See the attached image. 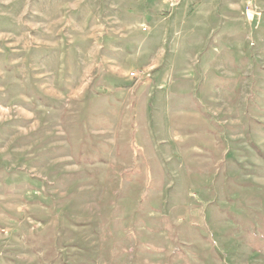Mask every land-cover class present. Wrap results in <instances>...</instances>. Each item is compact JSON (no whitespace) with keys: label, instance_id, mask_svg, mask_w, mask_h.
<instances>
[{"label":"rangeland","instance_id":"1","mask_svg":"<svg viewBox=\"0 0 264 264\" xmlns=\"http://www.w3.org/2000/svg\"><path fill=\"white\" fill-rule=\"evenodd\" d=\"M173 2L0 0V264H264V0Z\"/></svg>","mask_w":264,"mask_h":264},{"label":"crops","instance_id":"2","mask_svg":"<svg viewBox=\"0 0 264 264\" xmlns=\"http://www.w3.org/2000/svg\"><path fill=\"white\" fill-rule=\"evenodd\" d=\"M166 4H170V3H166ZM163 5V4H162ZM182 7H184V4H183V6ZM158 10V9H157ZM183 10V9H182ZM173 15V13L170 15V16H161V17H156L155 19H152V24H155L156 22L157 23H162V21H165V20H167L168 18H170L171 16ZM141 21H143L144 23H145V19L144 18H142L141 20H138L137 21V23H139V22H141ZM143 24V23H142ZM151 27H153L152 25H150Z\"/></svg>","mask_w":264,"mask_h":264},{"label":"built area","instance_id":"3","mask_svg":"<svg viewBox=\"0 0 264 264\" xmlns=\"http://www.w3.org/2000/svg\"><path fill=\"white\" fill-rule=\"evenodd\" d=\"M177 1H178V0H175V2L171 3L172 6H175V4H178Z\"/></svg>","mask_w":264,"mask_h":264}]
</instances>
